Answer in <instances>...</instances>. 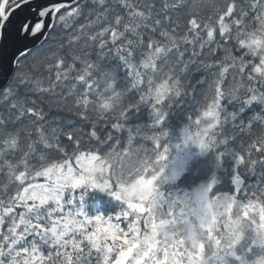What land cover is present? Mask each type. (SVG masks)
Wrapping results in <instances>:
<instances>
[{"label":"snow or ice","instance_id":"1","mask_svg":"<svg viewBox=\"0 0 264 264\" xmlns=\"http://www.w3.org/2000/svg\"><path fill=\"white\" fill-rule=\"evenodd\" d=\"M0 264H264V0H0Z\"/></svg>","mask_w":264,"mask_h":264}]
</instances>
